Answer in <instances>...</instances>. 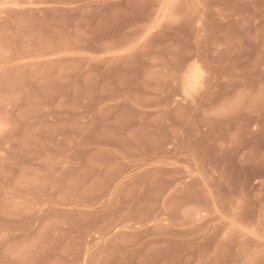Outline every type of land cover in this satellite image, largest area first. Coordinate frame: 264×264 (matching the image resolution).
<instances>
[{"label":"rangeland","instance_id":"374dc122","mask_svg":"<svg viewBox=\"0 0 264 264\" xmlns=\"http://www.w3.org/2000/svg\"><path fill=\"white\" fill-rule=\"evenodd\" d=\"M0 264H264V0H0Z\"/></svg>","mask_w":264,"mask_h":264}]
</instances>
